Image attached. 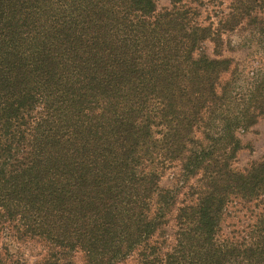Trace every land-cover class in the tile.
I'll use <instances>...</instances> for the list:
<instances>
[{"label":"trees","instance_id":"obj_1","mask_svg":"<svg viewBox=\"0 0 264 264\" xmlns=\"http://www.w3.org/2000/svg\"><path fill=\"white\" fill-rule=\"evenodd\" d=\"M157 1L0 0V235L35 264H264V157L233 166L264 70L222 82V35L264 39V0L216 26Z\"/></svg>","mask_w":264,"mask_h":264},{"label":"rangeland","instance_id":"obj_2","mask_svg":"<svg viewBox=\"0 0 264 264\" xmlns=\"http://www.w3.org/2000/svg\"><path fill=\"white\" fill-rule=\"evenodd\" d=\"M182 4L192 8L196 18L203 24L214 23V26L223 19L228 11L229 0H182ZM171 0H158V9L170 7ZM222 55L232 60L229 72L223 74L222 82L232 77L236 79L235 90L243 92L247 82L258 76L264 70V39L253 27L242 23L231 31L222 35ZM204 49L213 54V44L204 43ZM243 149L237 154L233 162L234 168L241 170L254 159L264 157V117L247 132L241 134ZM167 171L161 180L163 186H170L173 182L171 173ZM8 250L17 260L28 264H35L45 253L44 248L34 242L17 243L9 235H0V252ZM73 264H84L80 253L74 254ZM121 264H136L133 257L127 258Z\"/></svg>","mask_w":264,"mask_h":264}]
</instances>
